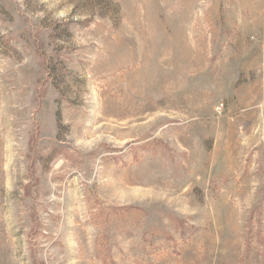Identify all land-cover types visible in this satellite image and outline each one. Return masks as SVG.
Segmentation results:
<instances>
[{
    "label": "rangeland",
    "instance_id": "rangeland-1",
    "mask_svg": "<svg viewBox=\"0 0 264 264\" xmlns=\"http://www.w3.org/2000/svg\"><path fill=\"white\" fill-rule=\"evenodd\" d=\"M0 264H264V0H0Z\"/></svg>",
    "mask_w": 264,
    "mask_h": 264
}]
</instances>
